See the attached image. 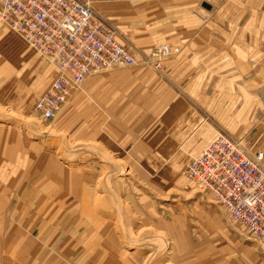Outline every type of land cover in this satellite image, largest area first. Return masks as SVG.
Instances as JSON below:
<instances>
[{
    "label": "rangeland",
    "instance_id": "rangeland-1",
    "mask_svg": "<svg viewBox=\"0 0 264 264\" xmlns=\"http://www.w3.org/2000/svg\"><path fill=\"white\" fill-rule=\"evenodd\" d=\"M258 16L257 45L232 19L203 47L166 43L175 49L159 68L91 74L48 121L0 107V129L31 142L33 166L65 173L62 187L44 191L43 251H64L65 264H264V245L184 175L216 131L264 149L263 9ZM31 52L45 91L53 67Z\"/></svg>",
    "mask_w": 264,
    "mask_h": 264
},
{
    "label": "crops",
    "instance_id": "crops-1",
    "mask_svg": "<svg viewBox=\"0 0 264 264\" xmlns=\"http://www.w3.org/2000/svg\"><path fill=\"white\" fill-rule=\"evenodd\" d=\"M81 1H86L97 17L117 31L121 46L131 50L166 43L187 50L203 47L207 32L226 31L227 26H232V19L235 31L249 34L250 45L254 42L255 46L260 30L258 15L260 9L264 10V0ZM25 44L0 24V107L22 117L35 115L39 119L34 106L52 83L55 71L50 68L51 78L44 91V64L33 59L32 49ZM18 63L23 70H18ZM34 95L35 101L29 106ZM31 149V142L23 135L0 129V264H44L46 255L54 256L57 263L45 264H65L64 251H43L42 247L44 191L62 187L65 173L62 169L44 170L43 164L34 167ZM69 254L72 256L74 251ZM83 264L96 261L84 260Z\"/></svg>",
    "mask_w": 264,
    "mask_h": 264
},
{
    "label": "built area",
    "instance_id": "built-area-1",
    "mask_svg": "<svg viewBox=\"0 0 264 264\" xmlns=\"http://www.w3.org/2000/svg\"><path fill=\"white\" fill-rule=\"evenodd\" d=\"M0 24L12 31L55 70L34 111L54 117L67 97L91 74L142 62L159 68L174 52L165 44L134 53L118 43L113 27L81 0H0ZM185 178L212 195L235 223L264 245V151L248 139L216 131L184 170Z\"/></svg>",
    "mask_w": 264,
    "mask_h": 264
}]
</instances>
